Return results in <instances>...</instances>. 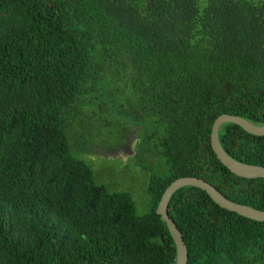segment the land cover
<instances>
[{"label":"trees","instance_id":"trees-1","mask_svg":"<svg viewBox=\"0 0 264 264\" xmlns=\"http://www.w3.org/2000/svg\"><path fill=\"white\" fill-rule=\"evenodd\" d=\"M119 83L149 161L143 213L75 154L103 145L80 140L82 116L108 126ZM220 113L264 123V0H0V264H174L154 209L178 176L264 209V178L234 174L211 149ZM217 137L264 166V134L223 122ZM166 211L185 264H264V220L192 185Z\"/></svg>","mask_w":264,"mask_h":264},{"label":"rangeland","instance_id":"rangeland-1","mask_svg":"<svg viewBox=\"0 0 264 264\" xmlns=\"http://www.w3.org/2000/svg\"><path fill=\"white\" fill-rule=\"evenodd\" d=\"M127 91L121 83L113 91L115 100L111 101L103 116L104 123L107 121L108 126L102 123L105 126L100 127L97 119L91 117L86 121L85 116H82L84 126L81 127L80 140L103 137L104 143H92L88 150L75 154L90 166L97 182H101L108 189L127 191L133 199L135 212L143 213L149 208L146 191V166L149 161L137 146L138 130L126 99ZM83 111L86 112V109ZM75 142L79 144L78 141ZM119 145L118 148L109 149Z\"/></svg>","mask_w":264,"mask_h":264},{"label":"water","instance_id":"water-1","mask_svg":"<svg viewBox=\"0 0 264 264\" xmlns=\"http://www.w3.org/2000/svg\"><path fill=\"white\" fill-rule=\"evenodd\" d=\"M223 122H233L239 125L246 132L262 135L264 134V123H254L239 115L231 113H220L212 121L209 132V143L212 151L218 160L231 172L242 177H263L264 178V166L246 163L239 161L230 155H228L221 147L217 130ZM183 185L196 186L205 191V193L221 207L235 211L236 213L245 217L264 220V209H257L252 206L233 201L225 197L219 190H217L212 184L206 180L193 176L184 175L178 176L172 179L163 189L160 194L159 200L155 206L154 211L159 214L160 218L165 222L168 232L173 240L175 247L174 264H185L186 249L179 229L175 223L167 215L166 207L168 198L179 187Z\"/></svg>","mask_w":264,"mask_h":264}]
</instances>
